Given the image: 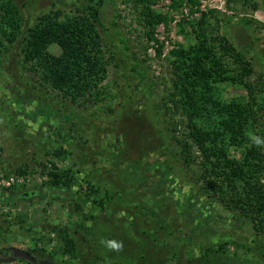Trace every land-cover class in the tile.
Here are the masks:
<instances>
[{"label": "rangeland", "instance_id": "374dc122", "mask_svg": "<svg viewBox=\"0 0 264 264\" xmlns=\"http://www.w3.org/2000/svg\"><path fill=\"white\" fill-rule=\"evenodd\" d=\"M195 1L198 6L154 0L152 7L170 19L156 30L159 43H149L131 6L106 1L100 32L110 59L108 97L99 104L63 98L31 70L23 54L28 30L42 15L83 10L89 0L7 1L20 13L21 30L11 42L3 31L14 30L0 24V179L30 182L0 183V258L19 248L54 264H84L91 257L96 264H264V236L190 185L161 109L172 86L169 53L186 43L177 24L197 20L200 12L233 20L221 33L246 52L255 69L251 81L264 84V0L244 6ZM224 90L228 98L246 95L239 87ZM53 164L72 171V187L48 184L41 173ZM24 193L36 194L25 200ZM81 222L88 231L84 238L75 235L82 256L63 255L66 243L53 228L82 231ZM112 240L122 247L109 248Z\"/></svg>", "mask_w": 264, "mask_h": 264}, {"label": "trees", "instance_id": "16d2710c", "mask_svg": "<svg viewBox=\"0 0 264 264\" xmlns=\"http://www.w3.org/2000/svg\"><path fill=\"white\" fill-rule=\"evenodd\" d=\"M2 1L4 20L0 24L14 30L12 34L3 31L12 42L20 33L21 16L15 5ZM106 1L89 0L91 4L73 13L52 10L29 28L25 38V63L46 86L73 104H99L108 97L104 83L110 59L100 32L101 9ZM189 1L199 5L195 0ZM229 1L244 6L250 0ZM123 4L137 13L138 25L144 28L149 43H159L156 30L160 25L168 26L169 15L158 13L152 7L154 0H123ZM194 14L191 10V16ZM241 22L249 24L246 20ZM232 23V19L225 22L215 11H207L200 12L197 20L183 19L177 24L186 43L176 45L169 53L172 86L161 109L177 144V160L190 173V185L238 214L257 235L264 236V84L251 81L255 74L251 60L230 42L225 32L221 33L224 24ZM52 46L60 50L59 54L51 50ZM225 86L243 88L246 95L228 98ZM254 138L261 143L257 145ZM41 174L48 176V184L54 187L69 188L76 180L72 171H62L55 164L52 168L44 165ZM89 192L95 190L89 186ZM34 194L20 197L28 200ZM79 227L82 231L53 228L66 243L63 255L82 256L75 235L84 238L88 231L82 222ZM84 264L96 263L91 257Z\"/></svg>", "mask_w": 264, "mask_h": 264}, {"label": "water", "instance_id": "95a60500", "mask_svg": "<svg viewBox=\"0 0 264 264\" xmlns=\"http://www.w3.org/2000/svg\"><path fill=\"white\" fill-rule=\"evenodd\" d=\"M11 256L7 258H0L3 263H12L18 259H24L32 264H54L48 260L38 259L28 251L19 248H11Z\"/></svg>", "mask_w": 264, "mask_h": 264}, {"label": "built area", "instance_id": "2783aa9c", "mask_svg": "<svg viewBox=\"0 0 264 264\" xmlns=\"http://www.w3.org/2000/svg\"><path fill=\"white\" fill-rule=\"evenodd\" d=\"M177 22L178 21H174V24H177ZM15 180H16V182H18L19 184L20 183H29L30 182V179H24V178H22V179H16L15 177H10V179L9 180H7V181H5L4 179L2 180H0V183H4L6 186H11V185H13L14 183H15Z\"/></svg>", "mask_w": 264, "mask_h": 264}, {"label": "clouds", "instance_id": "9594fccd", "mask_svg": "<svg viewBox=\"0 0 264 264\" xmlns=\"http://www.w3.org/2000/svg\"><path fill=\"white\" fill-rule=\"evenodd\" d=\"M254 141H255V143L257 144V145H259L261 142H260V140L259 139H256V138H254ZM107 246L109 247V248H111V249H115V250H119L121 247H122V245L120 244V243H118V242H116V241H114V240H112V241H108L107 242Z\"/></svg>", "mask_w": 264, "mask_h": 264}]
</instances>
